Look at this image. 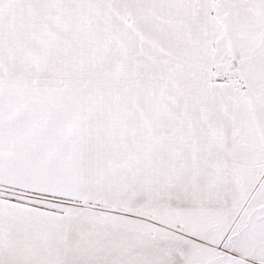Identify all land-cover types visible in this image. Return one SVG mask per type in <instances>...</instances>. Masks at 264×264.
<instances>
[{
	"label": "snow or ice",
	"instance_id": "6c2138e0",
	"mask_svg": "<svg viewBox=\"0 0 264 264\" xmlns=\"http://www.w3.org/2000/svg\"><path fill=\"white\" fill-rule=\"evenodd\" d=\"M0 264H264V0H0Z\"/></svg>",
	"mask_w": 264,
	"mask_h": 264
}]
</instances>
